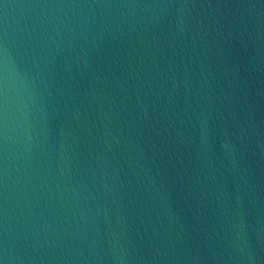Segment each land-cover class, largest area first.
<instances>
[{
	"label": "water",
	"instance_id": "95a60500",
	"mask_svg": "<svg viewBox=\"0 0 264 264\" xmlns=\"http://www.w3.org/2000/svg\"><path fill=\"white\" fill-rule=\"evenodd\" d=\"M0 264H264V0H0Z\"/></svg>",
	"mask_w": 264,
	"mask_h": 264
}]
</instances>
